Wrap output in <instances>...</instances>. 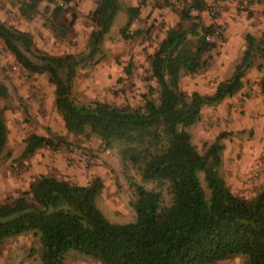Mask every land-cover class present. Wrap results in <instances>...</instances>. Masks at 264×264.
I'll list each match as a JSON object with an SVG mask.
<instances>
[{
  "label": "trees",
  "instance_id": "1",
  "mask_svg": "<svg viewBox=\"0 0 264 264\" xmlns=\"http://www.w3.org/2000/svg\"><path fill=\"white\" fill-rule=\"evenodd\" d=\"M42 1L55 16L68 12L69 25L75 21L74 8L57 0H15L20 15L27 18L39 13ZM205 8L206 0H190L180 18L198 19V14L191 12ZM120 9V0H96L90 14L94 28L87 50L79 54L44 53L35 47L30 33L2 21L0 41L24 70L47 74L68 132L96 136L104 148L116 144L122 165H131L154 187L135 186L130 201L135 219L116 223L96 205L104 187L99 176L78 184L39 174L26 191L0 203V246L6 238L32 230L38 236L43 264H64L71 250L90 255L101 264H212L234 254L246 256V264H264V188L250 200L232 193L218 172L223 148L219 137L223 134L200 153L188 130L200 118L204 105L216 106L242 88L254 53L264 58V32L258 40L250 33L245 35L246 48L239 62L211 94L184 91L180 77L203 67L204 55L215 46L206 40L213 30L206 26L198 31L195 23L188 28L178 24L167 30L150 57L157 88L150 86L149 92L154 90L156 99L144 96L143 104L135 107L101 101L77 103L72 96L76 70L103 55L100 45ZM139 11L140 3L125 9L122 37H129L125 32ZM58 35L64 37L66 29H60ZM260 88L264 96V76ZM5 94L6 88L0 84V96ZM7 136L0 110V155ZM44 145L56 150L69 142L61 135L52 138L32 133L18 158L26 159ZM164 191L169 195L167 204L162 202Z\"/></svg>",
  "mask_w": 264,
  "mask_h": 264
},
{
  "label": "rangeland",
  "instance_id": "2",
  "mask_svg": "<svg viewBox=\"0 0 264 264\" xmlns=\"http://www.w3.org/2000/svg\"><path fill=\"white\" fill-rule=\"evenodd\" d=\"M214 1L216 0H206V8L203 11L191 12L192 15L198 14V19L180 20V24L186 28L195 23L198 31L201 27L209 26L213 32L208 34L209 38L206 40L215 44L214 48L204 55V65L200 70L181 75L180 87L188 93H213L217 84L231 75L245 49V45L241 44L246 43L245 35L249 27L244 26L242 31L236 34L238 27L230 26L227 21H214L227 11L235 0H229V5L225 6L222 12L211 15L209 6ZM236 1V16L241 15L240 19H245V22L250 20L249 18L253 19L249 21L253 27L251 33L258 40L260 31L255 27H260L263 10L255 12L253 6L256 0H248L245 6L244 0ZM57 2L64 7L74 8L76 19L71 25L68 12L55 16L51 14L50 9H45V1L39 5V13L27 18L20 15L15 0H0V21L9 27L30 33L35 47L44 53L61 55L85 52L89 35L94 28L90 14L96 6V0ZM120 2L121 9L106 35L105 43L100 45L103 55L98 54L92 64L80 65L76 70L72 96L77 103L101 101L116 106L135 107L143 104L144 96L156 99L154 90L157 84L151 77L150 64L147 65V33L150 32L148 37L158 39L159 33L163 32L165 19H161L159 24H154L152 21L157 20L155 17L147 30V7L150 13L155 8L168 7L171 20L179 21L180 12L188 8L190 0ZM165 2L167 5H163ZM139 3L140 11L135 18L139 27L132 25L134 19L125 32L129 37H122L120 28L126 22L125 9ZM181 3L183 8L179 5ZM158 16L166 17L159 12ZM63 28L66 29L64 37L58 35L59 30ZM154 33V37H151ZM253 61V66L258 67L259 71L254 76L245 77L247 72L250 74V71H247L243 86L236 94L224 99L227 100L226 103L222 101L216 106L204 105L200 118L188 127L191 142L200 153H203L219 134H223L219 137L223 145L219 175L232 193L247 200L254 198L264 188V96L260 88V81L264 76V58L255 52ZM0 84L6 88V94L0 96V110L8 130L7 141L9 139L0 155V203L12 201L26 191L33 181V173H29L31 163L18 158L25 139L32 133L52 138L61 135L69 142L68 146L53 150L44 145L30 157L37 154L42 157L47 154L49 163L45 166L49 173L72 183H87L92 177L99 176L104 187L96 198L97 207L112 222L133 221L135 212L130 206V201L134 198L135 186L141 185L151 189L154 183L141 179L131 165H122L116 144L111 148H104L96 136L87 137L68 132L55 106L54 85L48 80L47 74H31L24 70L1 41ZM150 86L154 89L151 92ZM60 160L65 167H79L76 161L82 162V174L74 175L76 178V175H79L81 179L75 180L72 174L65 172L66 169L60 166ZM162 202H169L166 191L163 192ZM39 250L38 236L32 230L8 237L0 246V264H43ZM64 264L101 263L90 255L71 250L66 254ZM212 264H246V256L234 254Z\"/></svg>",
  "mask_w": 264,
  "mask_h": 264
},
{
  "label": "crops",
  "instance_id": "3",
  "mask_svg": "<svg viewBox=\"0 0 264 264\" xmlns=\"http://www.w3.org/2000/svg\"><path fill=\"white\" fill-rule=\"evenodd\" d=\"M236 2H237L236 0L233 1V2H231V6L228 8V10L225 11V12H223V14H222V16L220 18L214 19V21H217V23H220L222 21H227V22H229L230 26H233L234 25L236 28L238 27L239 30L237 31L236 34H238L239 32H241L244 26H247V27H249L247 29V33L252 34L251 32H252L253 27H251V25H250L251 22H249V21H252L253 19L252 18H249L250 20H247L245 22V19L244 20H241L240 19L241 15L236 16V13L234 12L235 3ZM254 4L255 5L253 7H254V9H256L255 12L256 11H260L261 12L262 10L264 12V0H256V2ZM131 5H133V4L131 3ZM167 8L168 7H162L161 9L155 8L150 13L149 8L147 7V30H148L149 26L151 25V21L155 17H156L157 20H153L152 21L154 24H159L160 21H161V19H165L164 20L165 21V24H164L163 32L159 33L158 39H154V38L148 37V35H150V32L147 33V65L150 64L149 57H151L156 52V50L159 47V44L165 38L167 30L170 29V28L177 27L178 24H180V22H181L180 21L181 18L179 19V21H172L171 20V17H169V10ZM158 12L159 13H163L166 17H164V16H163V18L162 17H159L158 16ZM231 16H234V17H231ZM262 16L263 17H261L262 18L261 19V23H259V26L260 27H258V26L255 27V29H257V30L260 31V33H259L260 34V37H261L262 33L264 32V14H262ZM136 20L137 19H135L133 21V23H132L133 26H137L138 25L136 23ZM137 27H139V26H137ZM106 35L104 36L102 43H105V41L107 39V36ZM154 35H155V33L152 34L151 37H154ZM230 37H232V35ZM241 40H242V37H241ZM241 45L242 46L245 45L243 48H246V43L245 44L242 43ZM248 71H250V74H248V72H247V74H246L245 77H249L250 75H253L254 76L257 73V71H259V70H258V67L255 68L254 66H252V67H250L248 69ZM183 74H185V73H183ZM186 74H188V73H186ZM189 74H191V73H189ZM226 101L227 100H223V102H225V103H226ZM39 135H41V134H39ZM7 143H9V139H8ZM23 144L25 145V142H23ZM22 150H23V148H21L20 152L18 153V156L20 155V153H21ZM72 156H75V155L72 154ZM48 161H49V158H48V155L47 154L43 155L42 157H40L37 154L35 157H30V158L28 157V158L25 159V162L26 163H31V167H29V173H33V178L31 179V181L34 180L35 176L36 175L38 176V174H40V173H42V174H50L49 173L50 172L49 169L45 166V164L49 163ZM76 162L79 164V167H73L71 165L65 167V166H63L61 164V160H60V166L62 167V169H66L65 172H67L69 174H72V176L74 177V175L76 173L77 174H82V171H83L82 170V162H78V161H76ZM76 176H77V178L74 177L75 180L76 179L77 180L81 179L79 175H76ZM79 183L80 184H85V183H82V182H79Z\"/></svg>",
  "mask_w": 264,
  "mask_h": 264
},
{
  "label": "built area",
  "instance_id": "4",
  "mask_svg": "<svg viewBox=\"0 0 264 264\" xmlns=\"http://www.w3.org/2000/svg\"><path fill=\"white\" fill-rule=\"evenodd\" d=\"M155 1L161 2V0H155ZM247 1L248 0H244L243 6H245V4H246ZM229 3H230L229 0H216V1L212 2L210 4V6H209V12H210V14L211 15H216L219 12H222L223 9L225 8V6L229 5ZM179 5H181V7L183 8V4L182 3L179 4ZM208 38H209V36L207 35L206 36V39H208Z\"/></svg>",
  "mask_w": 264,
  "mask_h": 264
}]
</instances>
